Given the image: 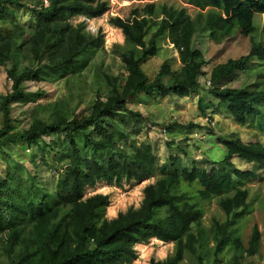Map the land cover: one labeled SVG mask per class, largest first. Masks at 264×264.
Wrapping results in <instances>:
<instances>
[{
	"label": "trees",
	"instance_id": "obj_1",
	"mask_svg": "<svg viewBox=\"0 0 264 264\" xmlns=\"http://www.w3.org/2000/svg\"><path fill=\"white\" fill-rule=\"evenodd\" d=\"M46 1L47 5L40 0L32 9L34 28L13 25L0 30V66L14 60L24 48L34 61V66L10 73V92L0 98V154L10 145L21 144L34 149V156L60 175L51 190L41 185L36 175L27 172L25 176L19 164H15L18 171L14 163L0 158V248L12 253L8 264H132L137 259L135 247L151 239L173 244L174 248L164 260L152 259L149 264H179L186 254L196 256L202 232L199 203L217 198V206L227 218L242 215L249 198L245 185L258 171H264V146L247 141L244 135L230 136L218 139L225 152L221 161L189 167L174 156L161 162L153 145L137 139L148 118L128 105L141 95L158 93L162 98L183 99L198 91L205 60L194 45L195 34L208 33L218 42L237 33L251 37L256 31L254 17L264 16V0H182L198 9L194 18L185 7L155 3L133 10L127 19L111 17L108 23L120 30L126 45L117 52L127 73L125 80L106 76L107 97L97 96L90 113L80 119L68 120L63 101H57L51 122L34 120L27 129L14 131L12 106L28 102L23 82L39 81L45 72L74 75L81 57L104 46L101 32L92 34L85 21L72 20L100 18L109 10L108 2ZM23 8L22 0H0V23L13 21V10ZM153 26L156 28L150 33ZM165 35L182 67L171 72L163 63L150 81L141 66L156 56L158 41ZM250 43L246 55L228 59L210 71L206 93L217 107L214 109L211 100L204 105L199 99L198 104L204 118L207 109L211 108L212 114L223 110L241 127H253L264 134V91L221 86L235 73L253 66V60L264 62V46L253 39ZM43 56L46 63L40 62ZM176 126L169 125L166 130ZM46 157H50V164ZM234 159L255 169H241ZM150 178L156 181L144 187L139 207L128 208L115 218L106 216L108 195L85 197L86 190L99 183L121 188L125 182L140 183ZM180 184L195 186V190L172 193ZM234 223L227 219L212 226L214 264L230 242L235 251L233 264H241L245 254L257 253L261 240L258 227H252L245 248L238 237H233Z\"/></svg>",
	"mask_w": 264,
	"mask_h": 264
},
{
	"label": "rangeland",
	"instance_id": "obj_2",
	"mask_svg": "<svg viewBox=\"0 0 264 264\" xmlns=\"http://www.w3.org/2000/svg\"><path fill=\"white\" fill-rule=\"evenodd\" d=\"M40 0H22L25 4L23 9L13 10V21L0 23V30L12 28L13 25L23 28H34L35 19L32 9ZM109 4V10L102 17L92 20H85L78 17L72 20L73 23L85 21L86 29L92 34L101 32L104 35V46L102 49L81 57L74 75L63 76L62 73L45 72L39 81H25L21 84L23 91L28 94L27 103H19L12 106L10 117L13 120V130L20 131L27 129L34 120L51 122L56 115V108L53 104L63 101L64 111L68 120L80 119L90 113V108L97 96L105 99L109 88L106 85V76L118 78L124 81L127 73L118 51L126 48L120 30L115 29L108 23L111 17L127 19L135 9H141L145 5L155 3L156 5L166 4L175 8L187 9L191 18L198 13V9L185 4L182 0H99ZM256 27L251 37H242L239 33L234 34L230 39H223L218 42L209 37L208 33L197 32L194 38V45L203 55L205 64L203 72L205 75L199 78L201 88L192 92L188 97L179 99L176 97L162 98L158 93L147 96H138L128 108L137 111L148 118V123L137 139L153 145L159 155L161 162L167 161L170 157L179 156L180 159L191 167L193 163L203 166L207 161H221L225 152L222 150L218 139L230 136H246L247 141H258L264 146V134L258 129L250 127L243 128L227 115L223 110L212 114V109H207L206 118L199 110V99L203 104L208 105L210 100L217 107L215 100H212L206 93L209 73L213 67L225 63L228 59H237L246 55L250 49V40L259 42L264 46V16L256 15L253 19ZM150 29V33L155 30ZM149 37V35H148ZM253 66H248L244 73H235L230 79L221 85L230 88H246L249 91H264V62L253 60ZM46 63V56L40 60ZM166 63L171 72L179 71L182 65L179 62L178 53L169 45L166 35L158 41V52L155 57L146 60L141 69L150 81L157 75L160 66ZM34 66L33 58L28 49L24 48L22 53L11 62L0 66V98L10 92L13 84V77L10 73L16 74L21 67ZM167 81V80H165ZM262 107V106H261ZM264 110V107H262ZM208 119V120H207ZM177 125L172 130H166L169 125ZM2 116L0 114V128ZM201 128H194V127ZM165 129V130H164ZM49 143V138L45 139ZM184 150V151H182ZM34 149L24 148L21 144L10 145L4 149L5 154H0L3 161L14 163L13 168L19 171L15 164H19L23 174L29 172L36 175L39 183L49 186L54 190L60 179L55 170L43 164L33 154ZM185 152V154H183ZM47 163H51L50 157H46ZM233 162L241 169H255V166L244 164L238 159ZM23 175V176H24ZM156 178L137 183L131 181L123 183L121 188L99 183L94 189H87L85 197L100 193L108 195L110 206L106 210L107 218H115L118 213L125 212L128 208H138L142 197L143 189L153 184ZM194 187L180 184L172 193H192ZM249 191L247 206L242 215L234 218L231 215L227 218L217 206V198L200 202L199 208L202 212L200 220L201 239L196 256L186 254L184 260L179 264H198L201 258L202 264H214V246L212 226L215 223L222 224L227 219L235 221L232 226L233 237H238L242 245L247 248L251 230L254 225L258 227L261 240L257 253L254 256L244 255L241 264H264V171H258L256 177L245 185ZM238 213V211H237ZM195 233L197 229L193 228ZM174 245L151 239L150 242L138 244L135 247L137 259L132 264H149L154 260H164L173 252ZM234 248L230 242L218 255L216 263L233 264ZM12 255L0 248V264H8Z\"/></svg>",
	"mask_w": 264,
	"mask_h": 264
},
{
	"label": "built area",
	"instance_id": "obj_3",
	"mask_svg": "<svg viewBox=\"0 0 264 264\" xmlns=\"http://www.w3.org/2000/svg\"><path fill=\"white\" fill-rule=\"evenodd\" d=\"M43 4H44V5H47V1H46V0H43Z\"/></svg>",
	"mask_w": 264,
	"mask_h": 264
},
{
	"label": "bare ground",
	"instance_id": "obj_4",
	"mask_svg": "<svg viewBox=\"0 0 264 264\" xmlns=\"http://www.w3.org/2000/svg\"><path fill=\"white\" fill-rule=\"evenodd\" d=\"M155 240H157V239H155ZM159 241V240H158Z\"/></svg>",
	"mask_w": 264,
	"mask_h": 264
}]
</instances>
